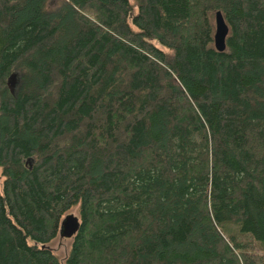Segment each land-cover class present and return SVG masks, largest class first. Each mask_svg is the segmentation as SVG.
I'll list each match as a JSON object with an SVG mask.
<instances>
[{"label": "trees", "instance_id": "trees-1", "mask_svg": "<svg viewBox=\"0 0 264 264\" xmlns=\"http://www.w3.org/2000/svg\"><path fill=\"white\" fill-rule=\"evenodd\" d=\"M0 175V264H264V0H0Z\"/></svg>", "mask_w": 264, "mask_h": 264}, {"label": "rangeland", "instance_id": "rangeland-1", "mask_svg": "<svg viewBox=\"0 0 264 264\" xmlns=\"http://www.w3.org/2000/svg\"><path fill=\"white\" fill-rule=\"evenodd\" d=\"M54 4V0H49V5L53 6ZM213 14L214 12H210L209 13V18L212 24V28L214 31V18H213ZM7 86L10 88L11 91H13L14 86L10 83H7ZM1 182H2V177L0 175V186H1ZM67 215H72L76 218H78V210H77V205L72 206L71 208H69L68 210H66L63 215L61 216L60 220H59V226H60V222L61 220H63V218ZM235 226L231 225V230H234ZM59 229L60 227H58V231L56 233V235L47 243L45 244V247L49 248L52 253L58 258V260L60 261L61 264H64V260L66 258V255L68 253L70 244H71V240H72V236L70 237H65L59 234ZM237 240L243 244V246L245 247V249L251 253H255L258 255H263L264 256V251H261L258 246H256V244L251 240L250 237L245 236V235H237Z\"/></svg>", "mask_w": 264, "mask_h": 264}, {"label": "water", "instance_id": "water-1", "mask_svg": "<svg viewBox=\"0 0 264 264\" xmlns=\"http://www.w3.org/2000/svg\"><path fill=\"white\" fill-rule=\"evenodd\" d=\"M214 31L212 34V44L216 51L222 52L225 50L224 39L228 28L222 18L221 12L216 10L213 14ZM78 226V220L72 215H67L60 222L59 234L65 237L73 236Z\"/></svg>", "mask_w": 264, "mask_h": 264}]
</instances>
